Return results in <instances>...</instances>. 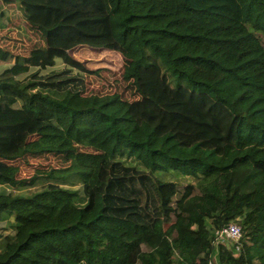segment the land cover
I'll use <instances>...</instances> for the list:
<instances>
[{
    "label": "trees",
    "instance_id": "1",
    "mask_svg": "<svg viewBox=\"0 0 264 264\" xmlns=\"http://www.w3.org/2000/svg\"><path fill=\"white\" fill-rule=\"evenodd\" d=\"M61 1L47 11L20 0L40 43L26 56L0 48V185L11 190L0 224L15 218L0 228V264H264V0H173L201 24L246 27L220 43L245 52L254 39L262 54L237 61L191 47L210 39L152 22L140 0ZM79 48L121 55L134 99L88 94L80 71L95 72L72 56ZM58 60L80 72L62 98L13 83ZM95 127L112 148L94 163L10 177L28 157L67 159L66 144L86 146ZM74 180L80 190L63 186ZM31 216L42 222L24 229ZM237 221L241 242L215 245Z\"/></svg>",
    "mask_w": 264,
    "mask_h": 264
},
{
    "label": "rangeland",
    "instance_id": "2",
    "mask_svg": "<svg viewBox=\"0 0 264 264\" xmlns=\"http://www.w3.org/2000/svg\"><path fill=\"white\" fill-rule=\"evenodd\" d=\"M53 1L59 2L58 6L60 7L62 5L60 2H63L61 0H35L34 3L36 6L47 8L48 11L54 7ZM72 3H75V1H72ZM2 4L4 14L3 17L0 16V48L9 50L13 54L26 56L35 45L40 43L39 34L25 20L20 0L4 2ZM139 9L142 13L150 12L154 16L152 22L156 24L175 22L177 23L176 29L183 32L205 35V37L210 39L204 42L189 43L188 45L193 48L206 52L219 50L229 55L234 61L250 55L262 54L260 44L254 39H252L245 52H239L231 45L220 43V41L230 37L247 35L248 29L246 27L223 21L201 24L188 16L181 15L177 11L173 0H140ZM72 56L84 64L89 71L95 72L94 74H85V72L80 71L85 76L86 92L88 94L107 95L119 93L125 99H134L128 84L121 79L124 67L121 55L79 48L72 52ZM7 68H9L7 65L0 66V73ZM259 69L260 67L256 71ZM80 72L77 69L65 66L61 60H58L57 64L47 71L32 70L29 75L20 80H14L13 83L29 92L39 91L50 97L60 99L68 91V88L79 80L76 74ZM75 127L78 129L80 125L76 124ZM89 135L90 140L86 146L78 145L76 142L66 144L64 150L67 152V159L62 155L28 157L14 164L16 169L12 170L10 177H17L20 181H28L32 177H47L53 170L68 167L71 163L70 161L73 160L94 163L98 156L111 150L112 143L109 141L106 133L104 131L102 133L100 127L91 128ZM30 148L34 151V145H31ZM187 179L193 182L192 179L181 178L182 182H185ZM72 183L73 185L63 186L71 190H80V186L77 185L76 180L72 181ZM183 185L185 184L183 183ZM3 191H11L8 184L0 185V192ZM75 204L78 207H82L85 201L80 196L75 199ZM41 222L40 217L31 216L25 219L22 225L24 229H28L38 227ZM14 223L15 218H11L8 226L5 222L0 224V228L10 229V226H13ZM2 233L4 235H14L16 230L13 232L8 230Z\"/></svg>",
    "mask_w": 264,
    "mask_h": 264
},
{
    "label": "built area",
    "instance_id": "3",
    "mask_svg": "<svg viewBox=\"0 0 264 264\" xmlns=\"http://www.w3.org/2000/svg\"><path fill=\"white\" fill-rule=\"evenodd\" d=\"M243 237L241 225L238 222H233L225 228H222L215 232V245L221 243H228L238 245ZM228 240V241H226ZM240 246H236L238 251Z\"/></svg>",
    "mask_w": 264,
    "mask_h": 264
},
{
    "label": "crops",
    "instance_id": "4",
    "mask_svg": "<svg viewBox=\"0 0 264 264\" xmlns=\"http://www.w3.org/2000/svg\"><path fill=\"white\" fill-rule=\"evenodd\" d=\"M4 2H6V1H5V0H0V6H1V8H2V5H3L2 3H4ZM9 2H10V1H9ZM2 9H3V8H2ZM0 66H3V65L0 64ZM5 70H6V69H5ZM5 70H4V71H5ZM4 71H3V72H4ZM3 72H1L0 74H2Z\"/></svg>",
    "mask_w": 264,
    "mask_h": 264
}]
</instances>
